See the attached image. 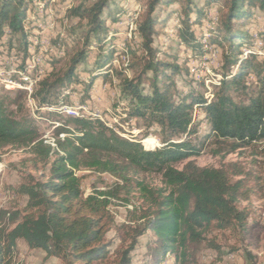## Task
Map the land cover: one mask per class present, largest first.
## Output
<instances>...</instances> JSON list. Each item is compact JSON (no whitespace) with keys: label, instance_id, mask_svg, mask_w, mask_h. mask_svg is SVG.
Wrapping results in <instances>:
<instances>
[{"label":"trees","instance_id":"obj_1","mask_svg":"<svg viewBox=\"0 0 264 264\" xmlns=\"http://www.w3.org/2000/svg\"><path fill=\"white\" fill-rule=\"evenodd\" d=\"M112 1L81 0L68 9L67 16L79 20L72 31L77 33L80 29L78 37L82 45L70 56L64 70L52 71L38 82L32 96L40 105L52 104L53 99L61 96L62 90L75 80L79 66L87 62L91 47L98 48L94 62L98 73L91 77L86 93L97 78L110 75L117 48L109 36L104 14ZM175 1L148 0L146 12L135 29L141 38L140 47L135 50L126 45L124 49L135 58L127 64L134 76L124 73L127 68L115 70L121 79L122 96L128 102V117L142 119L148 129L156 128L161 147L145 148L140 141L111 129L102 119L70 115L57 128V134H67L58 140L61 153L54 147L55 139L41 138L25 111L24 91L19 90L14 96L0 94V149L30 147L34 165L49 168L48 174H27L18 186L17 192L26 198L25 206L0 210V264H13L18 240L67 264H96L108 259L111 251V243L106 241L111 222L108 206L120 187L95 190L83 197L81 177L73 170L81 154L88 156V165L95 170L120 174L127 181L129 178L124 174L129 169L160 172L164 178L165 187L153 190L140 183L149 201V211L128 246L117 249L113 264H131L137 237L147 230L156 237L155 264H162L176 247L177 259L189 263L211 228L247 232L250 212L242 204L249 201L251 190L246 180L239 177L243 169L238 164L200 167L189 160L183 168H177L172 163L201 152L189 138L175 139L195 133L196 105L203 108L211 134L233 140L231 146L264 140V61L258 60L255 52H242L243 46L253 41L242 27L252 18L255 8L264 11V0H204L203 6L196 0H186L178 36L195 55L205 50L193 24L202 22L213 3H221L224 9L216 35L212 36V43L222 48L223 72L211 100L194 88L175 98L171 88L173 76L182 69L177 62L158 57L159 49L154 46L159 23L157 10L161 4L171 5ZM29 6L30 0H0V40L6 34L10 44L16 39L24 56L31 44L26 28ZM243 54L255 55L248 58ZM235 65L237 69L232 71ZM250 74L256 77L255 88L245 80ZM234 91L245 92L246 99L236 100Z\"/></svg>","mask_w":264,"mask_h":264},{"label":"rangeland","instance_id":"obj_2","mask_svg":"<svg viewBox=\"0 0 264 264\" xmlns=\"http://www.w3.org/2000/svg\"><path fill=\"white\" fill-rule=\"evenodd\" d=\"M41 1L45 3V7L38 10L34 1L30 0L26 28L30 32L31 44L27 56H24L16 39L10 44L6 34L0 40V94L9 93L14 96L19 90L24 91L25 111L38 128L41 138L48 141L55 139L54 147L61 153L58 140L64 139L67 134H57V128L65 124L70 115L102 119L111 129L128 139L140 141L145 148L161 147L163 143L156 128L148 129L142 119L128 117V102L122 96L121 79L115 71L127 68L124 73L129 77L134 76L127 64L135 58L133 54H126L124 49L126 45L135 50L140 47L141 38L135 29L146 12L148 0H114L110 3L104 16L109 25V36L117 48L110 75L106 78L101 75L94 81L89 93H86L88 82L93 74L98 73L94 64L98 48L91 47L87 62L81 64L76 71L75 80L49 105H40L34 94L30 102L26 87L32 86L34 92L38 82L52 71L64 70L70 56L81 47L82 41L78 37L80 29L77 33L72 31L79 20L67 16L68 9L79 4L81 0ZM196 1L203 6L204 0ZM186 3V0H176L171 5L159 6L154 46L159 49L160 59L177 62L182 69L173 76L174 84L171 88L175 98L189 88H194L211 100L219 88L223 72L222 48L212 43V36L216 35L224 9L221 3H213L207 8L202 22L193 24L205 50L203 54L195 55L181 43L178 36ZM242 28L253 40L243 46L242 52L257 54L243 56L249 58L255 55L258 60L264 61V11L255 8L254 15ZM236 69V65L232 67V71ZM245 80L252 88L257 85L253 74L248 75ZM13 82L18 84H8ZM146 89L150 90V87L147 86ZM232 94L236 100L246 99L245 92L234 91ZM193 115L195 133L190 136H177L175 139L189 138L201 152L172 165L183 168L189 160H193L200 167H228L231 163H236L243 169V174L239 177L246 180L251 196L249 201L242 204L250 212L247 232L211 228L187 264H264V140L233 147V140H224L211 134L202 107L196 105ZM67 126L74 128L72 124ZM148 140L152 144H147ZM33 157L30 147L5 146L0 149V210H15L25 206L26 198L17 192V188L27 174H48L49 168H44L41 164L34 165ZM73 170L81 177L83 197L95 190L120 187L118 195L112 197V203L108 206L111 222L106 241L111 243V251L106 261L96 263L113 264L117 249L128 246L135 230L145 222L144 216L149 211V201L142 192L140 183L151 190L165 187L163 175L160 172L129 169L124 174L129 178L127 181L120 174L95 170L88 165L86 154L79 155ZM155 240L156 237L150 230L138 236L131 251V264H155ZM178 251L177 247L174 248L162 264H184L177 259ZM13 264L67 263L59 257L47 256L42 249L30 248L24 240H18Z\"/></svg>","mask_w":264,"mask_h":264},{"label":"bare ground","instance_id":"obj_3","mask_svg":"<svg viewBox=\"0 0 264 264\" xmlns=\"http://www.w3.org/2000/svg\"><path fill=\"white\" fill-rule=\"evenodd\" d=\"M34 1V5L36 6V7H38L37 9L38 10H43L44 9V2H42V3H40V5L39 4H36V0H33ZM27 89V92H29V94H28V97H29V101L30 102H32V99H33V97H32V93H33V88H32V86H30V87H26ZM147 144H152V142L150 141V140H148V142H147Z\"/></svg>","mask_w":264,"mask_h":264},{"label":"built area","instance_id":"obj_4","mask_svg":"<svg viewBox=\"0 0 264 264\" xmlns=\"http://www.w3.org/2000/svg\"><path fill=\"white\" fill-rule=\"evenodd\" d=\"M40 3H42V1L41 0H36V4H39L40 5ZM33 61H35V60H33ZM31 65H29V67H30ZM8 84H18L17 82H13V83H8ZM70 107H72V106H70Z\"/></svg>","mask_w":264,"mask_h":264}]
</instances>
